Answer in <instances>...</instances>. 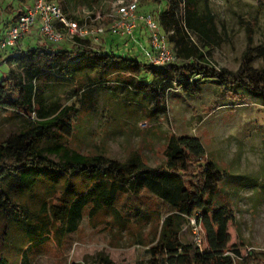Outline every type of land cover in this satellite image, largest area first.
Returning <instances> with one entry per match:
<instances>
[{"label": "trees", "instance_id": "trees-1", "mask_svg": "<svg viewBox=\"0 0 264 264\" xmlns=\"http://www.w3.org/2000/svg\"><path fill=\"white\" fill-rule=\"evenodd\" d=\"M19 1L16 9L10 6L7 10L12 13L10 24L28 2ZM153 2L155 9L164 2L165 8L153 13L167 42L174 45V60L162 66L136 54L97 50L91 38L80 36L69 38V47L45 43L3 50L16 69L0 75V109L16 113L22 123L0 138V264H30L31 254L50 239L60 243L63 236L78 229L84 216L93 218L101 212H108L112 223L120 227L129 222L141 226L157 217L158 230L146 244L145 264H236L235 257L242 264H264V251L250 249L243 254L231 242V207L216 201L230 173L207 156L199 137L168 135L163 161L154 167L137 152L124 160L83 153L67 141L74 133L79 107L47 102L40 88L38 80L44 73L67 77L72 62L92 58L96 73L111 71L116 82L150 95L163 109L174 77L180 92L190 98L214 78L217 95L233 92L237 97L238 89L243 88L264 106V67L253 66L257 57H264V42L252 45L253 21L241 19L247 45L238 67L229 70L211 62L220 34L209 0ZM258 5L264 6V0ZM138 74L148 75L147 80H137ZM81 86L77 85L73 95ZM40 180L45 187L38 194ZM141 193L159 200L164 213L160 209L142 213L134 207L130 198ZM191 218L203 229V246L182 233L184 227L191 231ZM137 241L143 243L141 238ZM93 263L116 264L103 252L95 255Z\"/></svg>", "mask_w": 264, "mask_h": 264}, {"label": "rangeland", "instance_id": "rangeland-1", "mask_svg": "<svg viewBox=\"0 0 264 264\" xmlns=\"http://www.w3.org/2000/svg\"><path fill=\"white\" fill-rule=\"evenodd\" d=\"M55 1L74 18L88 10L104 16L115 3V0ZM138 1L141 11L156 12L158 9H155L153 0ZM258 3L259 0H209L220 34L211 57L214 66L229 70L238 67L247 45L242 18L254 23L252 45L264 42V6L259 7ZM159 6L165 8L164 2ZM71 10L74 14L70 13ZM107 20L104 17L88 25L108 24ZM9 25L2 24L0 38L6 34ZM35 34L41 38L39 28ZM21 43L18 41L16 46ZM91 43L95 49L104 50L100 39L91 40ZM169 46L173 50V43ZM54 47H69V41L63 39ZM131 47L138 58L145 60L134 44ZM115 52L123 54L129 50L120 47ZM0 63L2 73L16 69L8 62L4 51H0ZM253 66L264 67V57H257ZM67 71L70 72L67 77L46 72L38 83L47 102L74 103L79 107L74 133L67 140L70 146L83 153H102L117 160H124L130 153L137 152L145 163L154 167L163 161L168 135L199 137L207 156L230 173L221 184L216 201L228 203L231 207L233 217L228 226L231 242H235L243 254L247 248L264 251V106L260 105L256 95L243 88L238 89L237 97L233 92L225 97L217 95L219 91L214 90L217 79L211 78L202 84L197 95L190 98L180 92L178 78L174 77L173 88L167 92L163 109L150 95L116 82V75L111 71L96 73L92 58L72 62ZM147 78L148 75L144 74L136 76L137 80ZM79 84H82V90L73 95ZM217 103L221 104L217 106ZM21 123L22 118L16 113L10 110L1 112L0 138H6ZM44 187L45 182L40 180L36 192L39 194ZM130 200L142 213L150 209H160L164 213L160 201L145 194H134ZM33 202H37L36 199ZM157 220L153 216L149 223L141 226L129 222L120 227L112 223L108 212H101L93 218L84 216L78 229L63 236L60 243L50 239L38 252L31 254L30 264H94L99 252L108 255L116 264H145L148 259L146 244L157 233ZM182 233L193 240L192 232L186 227ZM138 238L143 243H138ZM236 264L242 263L236 260Z\"/></svg>", "mask_w": 264, "mask_h": 264}, {"label": "built area", "instance_id": "built-area-1", "mask_svg": "<svg viewBox=\"0 0 264 264\" xmlns=\"http://www.w3.org/2000/svg\"><path fill=\"white\" fill-rule=\"evenodd\" d=\"M138 3V0H116L114 7L104 16L87 12L85 20L81 22L67 16L55 0H31L30 5L9 25L6 34L0 38V51L15 46L32 27L37 25L46 43L58 44L63 39H69L72 36L88 37L95 41L106 34L128 36L138 52L149 63L162 66L172 62L174 53L155 14L151 11H141ZM104 17L109 20L108 24L88 25ZM139 24L146 31V42L144 43L140 42L134 34ZM190 225L193 242L203 246L204 232L201 225L196 222L195 218L190 219ZM250 249L252 248H247L246 252ZM235 259L239 258L235 257Z\"/></svg>", "mask_w": 264, "mask_h": 264}, {"label": "crops", "instance_id": "crops-1", "mask_svg": "<svg viewBox=\"0 0 264 264\" xmlns=\"http://www.w3.org/2000/svg\"><path fill=\"white\" fill-rule=\"evenodd\" d=\"M115 2H116V0H115ZM19 3H20L19 0H0V35H1L2 27H3L2 24L8 23L11 20L12 13L9 15V13L7 12L8 8L10 6H13V10H14L19 6ZM30 3H31V0H28V2L23 5V9H25L27 6H29ZM111 9L108 8V11H110ZM63 12H64V10H63ZM87 12L94 14V12L92 10L91 11L88 10L85 12L84 15H81L80 17H78L76 19L83 22L85 20V15ZM70 13L74 14L73 10H71ZM69 17H71V16H69ZM72 18H74V17H72ZM37 28H38L37 25L32 27L30 29V31L27 33V35L24 38L19 40V41H22V43L19 44V46L26 47L28 45L45 44L46 42L43 40L42 36H40L41 38H39V37H37V34H35V33H37ZM134 34L140 42H143V43L146 42V31L144 28H142V26L140 24L134 30ZM100 41H101V45H102L104 50L112 49L115 51L116 49H119L120 47H122L124 49L127 48L129 50V52H126L125 54H131V55L135 54L133 47H131V44H133V42H131V40L128 36H112V35L106 34V35H103L100 37ZM60 43H58V44H60ZM69 44H70V41H69ZM6 50H8V49H6ZM0 66H1V63H0ZM0 69H1V67H0ZM1 74H2V72H0V75Z\"/></svg>", "mask_w": 264, "mask_h": 264}]
</instances>
